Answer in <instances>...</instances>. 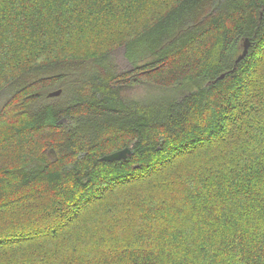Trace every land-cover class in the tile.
I'll list each match as a JSON object with an SVG mask.
<instances>
[{"label":"trees","instance_id":"trees-1","mask_svg":"<svg viewBox=\"0 0 264 264\" xmlns=\"http://www.w3.org/2000/svg\"><path fill=\"white\" fill-rule=\"evenodd\" d=\"M1 96L0 264H264V0H0Z\"/></svg>","mask_w":264,"mask_h":264},{"label":"rangeland","instance_id":"rangeland-1","mask_svg":"<svg viewBox=\"0 0 264 264\" xmlns=\"http://www.w3.org/2000/svg\"><path fill=\"white\" fill-rule=\"evenodd\" d=\"M97 68L99 67V69L104 73L105 71H112L114 73H123L125 71H128L132 68V64L131 62L128 60L127 56H126V50L124 47H121L119 49H116L115 51H113L108 58H106L103 63L99 66H96ZM38 76H28L26 78L27 81H31L33 79H36ZM58 88H53V89H46L45 90V94L47 96H49V94L54 91L57 90ZM124 95H126V97H130L133 99H139V100H150L152 98H155L157 96H172V95H178L181 96V93L178 92V89L176 88L175 90L172 89H167V88H163L160 86H155L149 83H137L134 84V87L129 89L126 88L123 90ZM62 94V93H61ZM61 94L59 96H53L50 97L49 100L54 99L55 102L59 101V98L61 96ZM4 99V96L0 97V105L2 104Z\"/></svg>","mask_w":264,"mask_h":264},{"label":"water","instance_id":"water-1","mask_svg":"<svg viewBox=\"0 0 264 264\" xmlns=\"http://www.w3.org/2000/svg\"><path fill=\"white\" fill-rule=\"evenodd\" d=\"M251 46H252L251 40L249 38H246L243 42V51L236 58L235 60L236 63H238L239 61H241L248 55ZM223 77H224V74L221 75L218 79H221ZM61 93H62L61 89L54 90L49 94V97L59 96ZM131 154H132V149L127 147V148L115 151L113 153L107 154L104 157H102V159L105 161L122 160V159H127L129 156H131Z\"/></svg>","mask_w":264,"mask_h":264},{"label":"flooded vegetation","instance_id":"flooded-vegetation-1","mask_svg":"<svg viewBox=\"0 0 264 264\" xmlns=\"http://www.w3.org/2000/svg\"><path fill=\"white\" fill-rule=\"evenodd\" d=\"M133 87H134V85L127 86V88H129V89H131V88H133Z\"/></svg>","mask_w":264,"mask_h":264},{"label":"bare ground","instance_id":"bare-ground-1","mask_svg":"<svg viewBox=\"0 0 264 264\" xmlns=\"http://www.w3.org/2000/svg\"><path fill=\"white\" fill-rule=\"evenodd\" d=\"M58 90V89H57ZM62 90V89H61Z\"/></svg>","mask_w":264,"mask_h":264}]
</instances>
